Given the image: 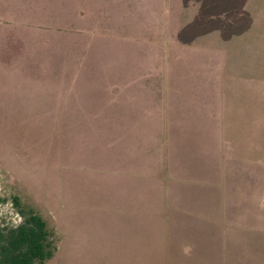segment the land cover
<instances>
[{"label":"rangeland","instance_id":"1","mask_svg":"<svg viewBox=\"0 0 264 264\" xmlns=\"http://www.w3.org/2000/svg\"><path fill=\"white\" fill-rule=\"evenodd\" d=\"M240 1L0 0V225L14 196L40 213L43 264H163L200 224L264 235V0Z\"/></svg>","mask_w":264,"mask_h":264},{"label":"trees","instance_id":"2","mask_svg":"<svg viewBox=\"0 0 264 264\" xmlns=\"http://www.w3.org/2000/svg\"><path fill=\"white\" fill-rule=\"evenodd\" d=\"M228 1L225 10L228 16L243 14L244 2ZM216 7L219 11L220 5ZM13 203L22 220L17 225H0V264H43L58 249L54 233L40 213L22 206L18 196L13 197Z\"/></svg>","mask_w":264,"mask_h":264},{"label":"crops","instance_id":"3","mask_svg":"<svg viewBox=\"0 0 264 264\" xmlns=\"http://www.w3.org/2000/svg\"><path fill=\"white\" fill-rule=\"evenodd\" d=\"M214 229V230H213ZM226 232L224 234V239L218 241V236L216 235L217 229L212 228L211 224H200L195 227V230H191V228H183L182 229V238L179 239L178 249L174 250L170 248L165 250L162 254L161 262L163 264H196L198 262V258L203 255V260L201 262H205L209 264H260L264 259L263 255H261L260 250L253 249L252 253L254 256H247L244 254H239L240 256L234 257L231 252L230 243H233V238L236 237H252L259 238L264 241V235L258 232L249 233L245 230H223ZM138 233L137 235H140ZM142 237L141 244H148L150 242L148 240V233ZM145 237V238H144ZM253 248V247H252ZM248 249L245 248L247 252ZM250 250V248H249ZM248 250V251H249ZM262 251H264L262 249ZM206 252V253H205ZM208 254V256L204 255ZM210 259V260H207Z\"/></svg>","mask_w":264,"mask_h":264}]
</instances>
